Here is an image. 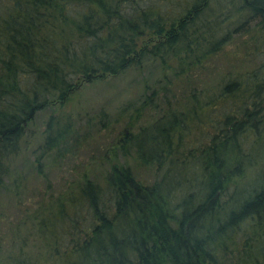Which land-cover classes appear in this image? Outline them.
Segmentation results:
<instances>
[{
  "label": "trees",
  "instance_id": "obj_1",
  "mask_svg": "<svg viewBox=\"0 0 264 264\" xmlns=\"http://www.w3.org/2000/svg\"><path fill=\"white\" fill-rule=\"evenodd\" d=\"M242 17L233 31L255 20L264 46V0H0V189L38 112L83 82L151 62L161 74L133 122L160 89L167 105L136 132L124 123L100 181L86 173L50 195L34 262L8 252L0 264H264V61L213 84L192 75L230 41L225 20ZM178 89L181 109L168 94ZM78 138L51 113L42 152Z\"/></svg>",
  "mask_w": 264,
  "mask_h": 264
},
{
  "label": "rangeland",
  "instance_id": "obj_2",
  "mask_svg": "<svg viewBox=\"0 0 264 264\" xmlns=\"http://www.w3.org/2000/svg\"><path fill=\"white\" fill-rule=\"evenodd\" d=\"M242 20L243 17L225 20L232 30L230 41L218 56L205 61L204 66L192 74L203 85L217 83L227 71H232L228 76L231 77L234 73L251 71L263 63L264 46L260 39L256 40L255 20L245 21L244 26L250 27L248 32L233 31V27ZM160 74L157 64L151 62L140 67L132 66L118 75L108 74L85 81L75 88L66 103H55L38 112L20 140L18 153L8 160L9 176L4 177L6 188L0 189V260L10 252L13 256L27 257L34 262L36 255L42 252L34 219L41 206L49 202L50 195L57 197L86 173L100 181L111 164L112 155L108 151L112 143L126 130L124 123L131 118L130 129L136 132L166 111L167 105L160 89L156 106L145 108L134 122L131 116L143 98L145 83L153 84ZM168 94L172 104L177 105L172 108L181 109V105L175 103L181 96L180 89ZM128 103L132 105L126 108ZM51 113L62 119L70 118L81 145H73L70 152L62 150L55 155L54 149L42 152L46 119ZM184 144L178 149L180 155H187V148L193 145L188 140ZM128 162L135 164L132 157ZM143 174L147 180L152 178L148 170ZM20 176L27 184L24 189L15 188L13 183L14 178L19 179Z\"/></svg>",
  "mask_w": 264,
  "mask_h": 264
}]
</instances>
